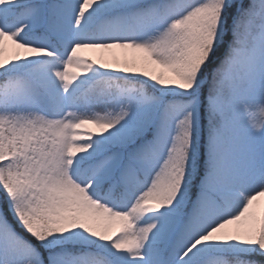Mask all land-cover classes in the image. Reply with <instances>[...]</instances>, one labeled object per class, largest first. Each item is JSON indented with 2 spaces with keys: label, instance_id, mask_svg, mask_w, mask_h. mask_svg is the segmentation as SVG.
<instances>
[{
  "label": "snow or ice",
  "instance_id": "snow-or-ice-1",
  "mask_svg": "<svg viewBox=\"0 0 264 264\" xmlns=\"http://www.w3.org/2000/svg\"><path fill=\"white\" fill-rule=\"evenodd\" d=\"M0 264H264V0H0Z\"/></svg>",
  "mask_w": 264,
  "mask_h": 264
}]
</instances>
